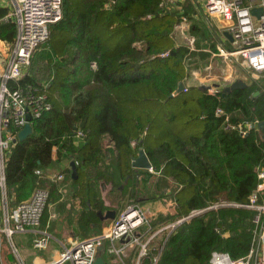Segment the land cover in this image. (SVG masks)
<instances>
[{
  "label": "trees",
  "instance_id": "16d2710c",
  "mask_svg": "<svg viewBox=\"0 0 264 264\" xmlns=\"http://www.w3.org/2000/svg\"><path fill=\"white\" fill-rule=\"evenodd\" d=\"M63 1V18L42 44L56 56L44 66L50 84L40 85L30 70L18 80L27 95L47 92L52 109L8 152L11 203L30 196L56 155L62 161L75 154L80 188L73 195L87 183L92 207L86 215L96 219L102 200L87 175L112 150L103 146L108 137L122 176L142 147L153 168L179 185L176 197L189 219L168 236L158 264H211L214 250L240 256L255 248L257 210L248 202L262 183L264 133L258 125L242 133L237 125L264 120L263 87L252 82L255 96L246 84L214 94L186 84V59L203 52L176 45L179 17L162 9L163 0ZM8 11L0 7V39L12 42L17 26L5 19Z\"/></svg>",
  "mask_w": 264,
  "mask_h": 264
},
{
  "label": "built area",
  "instance_id": "2783aa9c",
  "mask_svg": "<svg viewBox=\"0 0 264 264\" xmlns=\"http://www.w3.org/2000/svg\"><path fill=\"white\" fill-rule=\"evenodd\" d=\"M196 0H192L195 4ZM63 0H12V10L5 19L13 21L17 33L9 48V57L0 69V188L2 205L5 210V226L0 228L9 237L20 231L38 226L43 212L50 201V192L45 188H37L34 193L20 201L14 210L9 207V197L5 177V163L12 145L17 141L19 131L30 122L33 126L36 119L41 118L52 109L47 92L27 95L18 83L31 65L33 56L50 35L52 25L63 18ZM204 11L210 16L221 18L225 23L224 31L232 35V43L218 44L216 54L225 58L241 56L245 62L256 70L264 69V10L260 16L252 13V8L262 6L264 0H198ZM193 41V40H192ZM194 46V45H193ZM168 52H163L166 56ZM219 90H214L218 92ZM31 114V120L28 119ZM217 115L224 114L222 106H217ZM259 119L242 122L237 128L242 133L258 125ZM82 132H79L81 135ZM56 153V148L54 149ZM78 162V160H76ZM153 168L151 167V170ZM40 173V170H37ZM52 177V175H49ZM258 176L262 183L249 197L248 206L257 210L254 221L259 223L264 218V168ZM63 173L54 175L52 179H61ZM188 217L177 220H165L154 228L145 208L138 201L129 202L115 217L113 224L104 232L79 239L65 247L60 257L49 264H94L98 248L105 240L112 243L110 249L116 253L124 252L129 242L140 245L137 264H157V257L150 252V239L143 238L146 234L155 236L159 231L174 230ZM161 220V219H160ZM159 222V221H158ZM255 248L247 254L233 256L228 251L214 250L211 264H264V227ZM50 235L47 232L34 240L36 248H46ZM124 241V243H118ZM19 264H25L18 249L14 247ZM141 259V260H140Z\"/></svg>",
  "mask_w": 264,
  "mask_h": 264
},
{
  "label": "crops",
  "instance_id": "0c3cea01",
  "mask_svg": "<svg viewBox=\"0 0 264 264\" xmlns=\"http://www.w3.org/2000/svg\"><path fill=\"white\" fill-rule=\"evenodd\" d=\"M11 2L12 0H0V7H8L9 8L8 13H9L12 10ZM189 4L192 7L194 5V4L192 5L190 1ZM204 13L208 18H210V20L218 19V17L210 16L205 11ZM188 14L190 16L192 15L190 11L188 12ZM193 15L195 18H198L196 14ZM224 29L225 26L218 35L216 39L217 42H215V40L213 42H210L207 38H206L207 40L204 38H197L196 39L197 45L195 44L193 47H190V50H195V51L203 50V52L209 54V52L212 53V49L218 50V44L220 43L229 46L232 43L231 42L232 40L225 34ZM213 37H215V35H213L211 38ZM11 44L12 42H8L6 40L0 39V69L3 68L9 57V48ZM215 66L216 63L213 64L207 70L198 71L199 68L191 70L192 74L194 75L196 74L195 77L198 81L200 80L201 83L199 85H201L203 88H208L207 84L209 83H211L215 87H218L219 83L220 84L224 83L226 85L228 82H230L231 80L230 77L232 73L230 66L224 69L222 76H220L221 72L219 71V69L215 68ZM257 71H264V69ZM221 79H223L222 83L219 81ZM256 81H260L261 83H263L264 74L261 80H252V82H256ZM257 85L259 84L257 83ZM208 91L213 94L217 93V92H212L210 88H208ZM103 140H104L103 146L107 149H112V150L110 152L106 151L105 155L102 157L101 162L96 166L97 170H103L105 174L97 175V170H96L95 176L96 179L104 178L106 183H108L109 188L107 190L103 189L104 190L103 194L98 197L96 187L92 184L93 181L90 182L91 180H89V176L87 175L88 184L94 188V193L92 190V193L94 195L93 194L91 195H93L96 199L102 200V203L100 205L97 204L96 206L95 211L97 214V218L96 219L89 218L86 215V213L91 210L92 206L90 205L89 187H87V183H85L86 186L84 187L83 191L77 193L76 195L72 194L73 197L71 199L72 200L75 199L79 201L76 202V204L80 206L77 208L78 209L77 214L76 215L67 214L64 213L62 210L58 211L57 217L61 216L57 223V225L60 227V233H57V231L54 229L55 228L54 225H52L50 231L47 230L48 228L41 229L39 227L40 223L38 226L29 228L25 231L16 232L15 234H13L12 237H9L8 234L4 232L7 235L6 240L7 242H9L12 254L17 259L18 262H19V258L15 254L14 247L18 249L20 257L25 262V264H49L50 262L57 260L60 257L61 253L63 252V250L65 249V247L69 246L74 238L78 236H88V235L91 236V234L98 235L104 232L105 230H107L111 226L109 224L112 221H114L115 217L120 212V210L123 209L126 206V204L132 201H138L142 204V206L145 208L151 220L154 221V228H156L159 224H162L167 219L177 220L184 217H188L189 219V215H185V213L182 212L181 206L177 200L176 191L178 190L179 185L173 177L165 176L161 174V172L155 170L153 166H152L153 168L152 170L151 168L147 169V168L134 167L132 164L133 155L130 157V165H131L130 172L127 174V176H122L119 169H117L118 160L116 159L117 153L113 141H111L108 137H104ZM139 149L137 153L134 155L138 154ZM67 153H68L67 151L64 152V154ZM76 156L77 155L75 154H71L69 155V158H65V160H62L60 164L61 169L59 170L60 173H63L64 175L71 177L73 183L72 186L74 187L73 190L75 193L78 192V189L80 188V186L75 182V180H77L79 176L77 173L79 159H76L77 158ZM76 160H78V162H76ZM72 161L76 166L75 173L73 171ZM154 172L156 173L155 175L153 174ZM153 175L156 176V179L152 178ZM105 176H107L108 178H106ZM103 187L105 188L104 185ZM8 197H9V193H8ZM50 199H51V192H50ZM72 204H74V201L72 202ZM2 206H3L2 192L0 188V210L2 209ZM62 208L64 209V206ZM198 210H202V209H195L191 211V213L196 212ZM44 212H43V216H44ZM1 220H2V214L0 211V225H2ZM1 227L2 226H0V228ZM64 229L67 231V234L62 235L61 232ZM174 230L159 231L155 236L150 237V234H146L143 237L145 239L147 238L150 239V252L152 255L157 257V264L163 252L165 242L167 241L168 236ZM2 232L3 231L0 232V251L2 245V240H1V235L3 234ZM44 232H47L50 235L48 246L46 248H39L38 250L37 248H35V252L34 254H32L31 252H29L32 250L30 248L28 249L25 243L28 240L30 242V237L41 235ZM260 234H257V242H259L258 238L260 237ZM14 236L16 237V241L18 242L19 245L14 240ZM29 242L27 243L28 245L30 244ZM105 243H106V248L104 249V254L107 264H137L138 263L140 245H137L134 242H129L126 245L124 252L119 254L110 249L112 245L110 240H105ZM118 243H124V241H120Z\"/></svg>",
  "mask_w": 264,
  "mask_h": 264
},
{
  "label": "rangeland",
  "instance_id": "374dc122",
  "mask_svg": "<svg viewBox=\"0 0 264 264\" xmlns=\"http://www.w3.org/2000/svg\"><path fill=\"white\" fill-rule=\"evenodd\" d=\"M189 1L192 3V5L194 4L192 0H163L162 6L164 8L162 9L173 11V12L175 11L176 13H178L179 21L175 24V28L172 30V34L175 38L176 45L178 47L186 46L190 48V47H193V45L195 44L197 45V41H196L197 38H204V39L207 38L210 42H213L214 40L215 42H217L216 39L218 35L220 34L221 30L223 29V27L225 26L224 21L219 17L218 19L210 20V18H208L205 15L203 11V7L199 4L198 0L195 1V4L193 5V7L189 4ZM199 1L201 2V0ZM189 11L192 13L191 16L188 14ZM193 14H196L198 18H195ZM213 35H215V37L211 38ZM138 45H140V43H138ZM215 51H218V50L212 49V53L209 52L208 54L206 52H203L202 50L203 52L202 54L198 53L186 59V63L188 65V71H189V78L185 80V83L188 85L200 84L201 83L200 80L198 81L196 79L195 77L196 74L195 75L192 74L191 70L196 69L198 67H199L198 71L207 70L213 64L216 63L215 68L219 69V71L221 72L220 76H222L224 69L228 68V66H230L232 73L230 77L231 80L226 85L222 83L223 79L219 80L222 84L219 83L218 87H215L211 83L207 84V87L210 88L212 92H214V90L216 89L217 90L233 89V88L246 84L251 89L253 88L252 93L255 96L259 95V90H257L256 88L254 89L252 85V80H261L263 78L264 71L254 70L250 65H248L245 62L244 58L241 56L237 55V56H232L230 58H225L223 56L216 54ZM39 55H43L45 59L42 57L43 61H41V56ZM50 57L55 58L56 57L55 53L49 47H44V45H42L40 48L36 50L33 56L31 65L27 68L24 75H26V73L30 70V72L32 71V73L36 76L37 82L40 85L48 86L52 78L47 77V73L44 70V66L46 65V59ZM256 82L259 85L263 86L262 91H264V82L263 83H261L260 81H256ZM60 164H61V161H58V157L56 155L54 164L52 165L50 169H48L46 174H43L41 176L40 179L42 180L30 194L31 196L37 188H45V189L50 190L51 199L48 205L46 206L44 216L42 218V221L40 222L39 227L41 229L48 228L47 230L50 231V228H52V225H54L55 226L54 229L57 231V233H60V227L57 225V223H58L59 218L61 217V216L57 217L58 211L62 210L64 213L76 215L78 211L77 208L80 207L78 206V204H76V202H79L78 200L71 199L73 197L72 194L74 192L73 190L74 187L72 186L73 183H72L71 177L64 175V177L61 179H56V180L52 179L54 175L57 176L60 174V171H59L61 169ZM96 170H97V167L91 168L88 172V176H89V180H91L90 182L93 181L92 184L96 187L98 197H99L100 195L103 194V191H104L103 189L107 190L109 186H108V183H106L104 178L96 179V176H95ZM153 174L155 175L156 173L154 172ZM49 175H52V177H50ZM154 175L152 178L156 179V176ZM52 185H54L55 187L52 188L53 187ZM103 185L105 186V188L103 187ZM73 201H74V204H72ZM8 203H9L10 209L14 210L16 208V205L19 202L11 203V201L9 200ZM63 206H64V209L62 208ZM0 211L2 214V220H1L2 225L0 226L3 227L5 226V222H3L4 216H5V210L3 206ZM112 224H113V221L109 225H112ZM262 226L264 227V218H262L259 223L256 222L255 225L253 226V229L256 230L258 234H260L261 233L260 230ZM2 233L3 234L1 235L2 245H1V251H0V264H19L17 259L12 254L9 242H7L6 240L7 235L4 233V231ZM61 233L62 235L67 234V231L64 229ZM93 235L94 234H91V236L90 235L78 236L74 238L72 242L79 240V239H85L88 237H92ZM38 236L39 235L30 237V242L28 240L25 243L28 249L30 248L32 250V251H29L32 254H34L35 248H36L34 246V240ZM14 240L16 241L15 236H14ZM28 242L30 243L29 245L27 244ZM16 243L18 244L17 241ZM38 249L39 248H37V250ZM254 262H255V257L253 256L251 258V264H254Z\"/></svg>",
  "mask_w": 264,
  "mask_h": 264
},
{
  "label": "water",
  "instance_id": "95a60500",
  "mask_svg": "<svg viewBox=\"0 0 264 264\" xmlns=\"http://www.w3.org/2000/svg\"><path fill=\"white\" fill-rule=\"evenodd\" d=\"M263 7L262 6H258V7H254L252 8V13L256 16H260V14L263 12ZM225 34L232 40V35L230 32H225ZM184 89V84L183 82L179 83V90H183ZM28 119L31 120V114L28 113L27 115ZM258 126L262 129L263 133H264V120H261L258 124ZM34 133V128L32 126V124L30 122H28L18 133V139L17 140H24L25 138H27L29 135H32ZM132 164L134 167L137 168H151L152 167V162L149 159L146 151L144 148H140L139 152L137 155H133L132 156ZM72 166H73V171L74 173L76 172V166L74 164V162L72 161ZM106 248V243L105 241H103L101 243V245L98 248V255L96 257V260L94 262V264H107L106 258H105V254H104V249Z\"/></svg>",
  "mask_w": 264,
  "mask_h": 264
}]
</instances>
